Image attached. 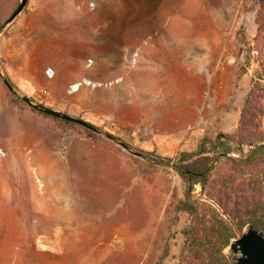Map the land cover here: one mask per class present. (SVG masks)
<instances>
[{
	"label": "rangeland",
	"instance_id": "1",
	"mask_svg": "<svg viewBox=\"0 0 264 264\" xmlns=\"http://www.w3.org/2000/svg\"><path fill=\"white\" fill-rule=\"evenodd\" d=\"M20 2L0 0V264H182L199 218L178 202L221 212L220 177L189 190L173 163L203 142L220 171L252 92L264 112V0H28L5 25Z\"/></svg>",
	"mask_w": 264,
	"mask_h": 264
},
{
	"label": "trees",
	"instance_id": "2",
	"mask_svg": "<svg viewBox=\"0 0 264 264\" xmlns=\"http://www.w3.org/2000/svg\"><path fill=\"white\" fill-rule=\"evenodd\" d=\"M0 79L3 81L1 73ZM11 92L15 95V91ZM252 94L253 92L241 112L239 135L221 133V143L217 144V151L221 157L226 158L225 167H221L218 172L215 171V159L210 156L212 151L208 150L203 142L196 151L183 152L180 159L173 163L189 190H192L197 183L206 187L212 176L220 177L214 183L211 197L221 208V212L211 204L202 203L198 206L190 196L178 202V209L199 218V222L188 231L191 256L184 258L182 264H234L223 254V250L236 237L234 227L242 229L246 225H252L260 232H264V132L261 130L260 122L257 121L258 115L264 112L254 102ZM85 129L90 130L86 127ZM228 140L242 144L251 143L255 147L245 158L235 159L229 155ZM141 155L158 164L169 165L172 161L161 155L155 157H151L150 153ZM224 213L233 220V224L223 216ZM214 239L217 240L216 243H212Z\"/></svg>",
	"mask_w": 264,
	"mask_h": 264
},
{
	"label": "water",
	"instance_id": "3",
	"mask_svg": "<svg viewBox=\"0 0 264 264\" xmlns=\"http://www.w3.org/2000/svg\"><path fill=\"white\" fill-rule=\"evenodd\" d=\"M28 0H21L18 7L14 10L11 16L6 20L5 25L14 20V18L19 15L24 7L26 6ZM1 73V70H0ZM3 82L7 88L11 91H15L13 85L9 80L2 75ZM22 99L32 108L45 113L56 118H61L63 120L78 123L90 130L97 131V129L90 124L88 121L72 116L65 112L47 107L45 105L34 103L29 97L23 96ZM111 139L115 140L113 137L109 136ZM126 150H129L125 143H120ZM264 145V144H263ZM141 155L139 153H135ZM230 249L234 254H237L236 261L234 264H264V232H260L252 225L239 237L233 239L230 244Z\"/></svg>",
	"mask_w": 264,
	"mask_h": 264
}]
</instances>
